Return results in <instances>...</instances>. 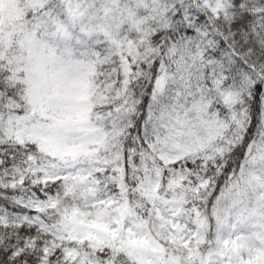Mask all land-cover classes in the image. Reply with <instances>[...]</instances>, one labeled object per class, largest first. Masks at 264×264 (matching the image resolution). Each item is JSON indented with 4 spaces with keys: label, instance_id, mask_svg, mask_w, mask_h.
I'll return each instance as SVG.
<instances>
[{
    "label": "snow or ice",
    "instance_id": "snow-or-ice-1",
    "mask_svg": "<svg viewBox=\"0 0 264 264\" xmlns=\"http://www.w3.org/2000/svg\"><path fill=\"white\" fill-rule=\"evenodd\" d=\"M0 264H264V0H0Z\"/></svg>",
    "mask_w": 264,
    "mask_h": 264
}]
</instances>
